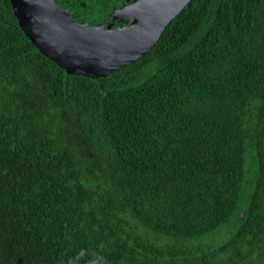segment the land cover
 I'll return each instance as SVG.
<instances>
[{
    "label": "trees",
    "instance_id": "trees-1",
    "mask_svg": "<svg viewBox=\"0 0 264 264\" xmlns=\"http://www.w3.org/2000/svg\"><path fill=\"white\" fill-rule=\"evenodd\" d=\"M55 1L106 26L132 0ZM0 264H264V0H190L100 77L0 0Z\"/></svg>",
    "mask_w": 264,
    "mask_h": 264
},
{
    "label": "water",
    "instance_id": "water-1",
    "mask_svg": "<svg viewBox=\"0 0 264 264\" xmlns=\"http://www.w3.org/2000/svg\"><path fill=\"white\" fill-rule=\"evenodd\" d=\"M190 0H132L112 11V22H77L55 0H10L31 43L66 73L100 77L149 52L165 26ZM124 22L115 25L114 20Z\"/></svg>",
    "mask_w": 264,
    "mask_h": 264
},
{
    "label": "flooded vegetation",
    "instance_id": "flooded-vegetation-1",
    "mask_svg": "<svg viewBox=\"0 0 264 264\" xmlns=\"http://www.w3.org/2000/svg\"><path fill=\"white\" fill-rule=\"evenodd\" d=\"M124 22H121V24H123Z\"/></svg>",
    "mask_w": 264,
    "mask_h": 264
}]
</instances>
